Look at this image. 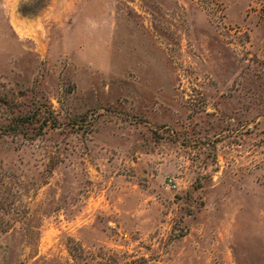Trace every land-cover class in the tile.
I'll return each mask as SVG.
<instances>
[{
  "label": "rangeland",
  "instance_id": "1",
  "mask_svg": "<svg viewBox=\"0 0 264 264\" xmlns=\"http://www.w3.org/2000/svg\"><path fill=\"white\" fill-rule=\"evenodd\" d=\"M29 1L0 0V264H264V0Z\"/></svg>",
  "mask_w": 264,
  "mask_h": 264
},
{
  "label": "trees",
  "instance_id": "2",
  "mask_svg": "<svg viewBox=\"0 0 264 264\" xmlns=\"http://www.w3.org/2000/svg\"><path fill=\"white\" fill-rule=\"evenodd\" d=\"M34 2H40V0H30L28 3H34ZM26 5L27 3H23L22 4V11L23 12H27V9H26ZM40 7V6H39ZM38 8V7H37ZM34 11V10H33ZM32 12V11H30ZM41 112L45 113V125L47 124V121H50L52 123V126L53 127H58L57 124H54L56 123L55 119L53 118V111H51L50 109L48 108H44L42 110L39 109V111H33L31 113H28V114H25V115H20L17 117V119L15 120L14 122V130L18 129L20 126H22L23 124H28V123H34L35 122V119L37 117V114H40ZM51 126V125H50Z\"/></svg>",
  "mask_w": 264,
  "mask_h": 264
}]
</instances>
